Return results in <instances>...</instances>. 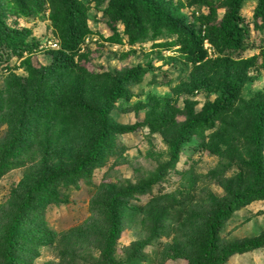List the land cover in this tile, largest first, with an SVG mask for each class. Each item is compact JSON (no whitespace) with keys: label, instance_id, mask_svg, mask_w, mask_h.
Segmentation results:
<instances>
[{"label":"trees","instance_id":"obj_1","mask_svg":"<svg viewBox=\"0 0 264 264\" xmlns=\"http://www.w3.org/2000/svg\"><path fill=\"white\" fill-rule=\"evenodd\" d=\"M8 1L9 8L18 16L29 17L34 11L33 6L26 9L24 4L21 5V0ZM95 1L107 3L104 15L114 32L109 39L111 43L121 44L123 41L118 34L119 23L129 44L143 43L161 37L162 33L176 35L180 52L193 64L192 74L202 80L189 89L193 92L203 89L215 96L212 102L205 103L199 113L192 111L189 114L176 102L178 92L184 93L183 87L172 91L170 96L160 99L150 97L152 105L143 126H148L152 134L164 136L170 156L157 177H162L166 168H173L183 145L196 137L205 139L207 132L211 133L207 142L203 143V149L218 157L224 155L221 160L224 164L229 160L228 166L238 164L243 169L235 178L227 179L223 172L226 168H222L219 162L210 173L219 181L224 177V196L214 199L209 206L197 212L187 210L192 218L188 214V218L181 223L189 240H181L169 248L172 254L168 250L165 254L170 253L169 258L181 259L186 264H224L233 255L263 248L264 232L257 237L233 242L219 241L217 232L233 212L253 202L264 201V92L249 101L240 96L241 88L247 81V67L256 64L258 59L232 58V52L245 49L248 27L239 15L245 0H218L217 3L213 0H179L175 5L168 0ZM255 1L254 28L264 33V0ZM49 3L50 26L59 49L50 51L52 59L46 66L36 68L30 61H25L23 68L28 79L24 84L14 83L11 90H7L6 97L0 100V124L7 127L6 135L0 139V157L11 155L31 160L32 166L38 167L42 173L37 180L22 182L8 202L9 210L7 206L0 210L3 213L0 220L5 221H0V264H16L18 247L30 250L28 240L25 246L18 242V230L26 221L28 211L34 207L35 199L45 191L50 181L53 182L57 176H60L57 181L66 180L78 170L94 165L96 159L102 158L110 147L113 135L135 130L136 126L113 124L110 112L125 95L126 88L140 84L144 75L149 73L141 66L124 68L115 73H97L86 69L81 62L90 53L83 51V46L92 33L86 24L85 4L82 0H50ZM184 9L191 10L193 23L186 21ZM219 10L223 11V15L218 20ZM196 25L201 26L200 30L196 29ZM29 35L28 30L20 33L6 28L0 16V61L14 58L21 49L31 51L27 41ZM205 42L213 49L214 57L208 56L203 47ZM128 56L129 53L123 57ZM259 57L257 67L264 72V49ZM185 102L184 107L194 104ZM182 115L186 120L177 123V116ZM230 131L243 136L248 143L244 154L236 150L239 162L231 150L220 149L221 139ZM59 151H63L68 159L51 166ZM40 154L41 159L38 158ZM116 194L121 196L119 191ZM109 205L112 207L111 202ZM145 208H152L150 211H153L146 213L144 208L141 210V213L145 212L147 225L152 230L149 241L152 244L157 233L160 230L167 232L168 228L163 227L166 222L163 213H155L153 201ZM199 212L209 215L201 228L193 222ZM33 214L36 215V210ZM104 226L109 231L97 233L103 243L100 245V258L94 264H117L112 252L119 231L118 223L109 214ZM129 255L134 262L141 261L140 253L138 258H135L134 251H130Z\"/></svg>","mask_w":264,"mask_h":264},{"label":"rangeland","instance_id":"obj_2","mask_svg":"<svg viewBox=\"0 0 264 264\" xmlns=\"http://www.w3.org/2000/svg\"><path fill=\"white\" fill-rule=\"evenodd\" d=\"M21 1V5L24 4L26 9L33 6L34 11L29 17L13 13L8 0H0V16L6 28L16 29L20 33L24 30L30 32L27 41L32 50L21 49L14 58L0 61V100L6 97L14 83L24 84L28 79V74L23 68L25 61H30L36 68L46 66L52 59L50 51L59 49V43L50 26V0ZM168 1L175 5L179 0ZM217 1L213 0L214 3ZM82 2L87 8L86 24L92 34L83 46V51H89V57L83 60L81 65L97 73H115L135 66L147 68L149 71L140 84L126 88L127 92L113 105L110 112L113 124L136 128L131 133L113 135V142L102 154V158H97L94 165L78 170L75 173L78 176L71 175L63 181H57L60 177L57 176L53 182H49L45 191L35 199L34 207L28 211L26 221L19 227L18 242L24 246L31 243V246L30 250H21L19 247L16 249V264L97 263L101 255L100 245L103 243L97 233L105 234L109 231V228L104 226L109 214L113 215L119 226L112 252L117 264H137L138 261L134 262L129 255L130 251H134L135 258H138L140 253L141 261L138 264H186V261L181 259L169 258V248L176 246L181 240H189L181 223L183 219L192 218L190 213L206 208L214 199L224 196V177L219 181L210 173L224 155L218 157L203 149V143L207 142L211 133L207 132L205 139L196 137L183 145L173 168H166V172L162 171V177H157L169 160L168 148L162 134H152L150 128L143 124L149 106L152 105L150 97L160 99L170 96L172 91L183 87L181 89L184 93L178 92L176 102L180 109H185V113L188 110L189 114L192 111L199 113L205 103L212 102L215 96L203 89L194 92L189 89L202 80L192 74L193 64L180 52L176 35L162 33L161 37L129 44L128 38L123 35L124 28L119 23L118 34H121L123 41L121 44L111 43L109 39L114 32L107 16L104 15L107 3L99 4L95 0ZM256 6L255 0H245L241 5L239 15L243 24L248 27L244 40L245 49L232 52L233 59H258L256 64H249L247 67V81L244 82L240 94L246 101L264 92V72L257 67L260 52L264 49V33L254 28ZM183 13L186 15V21L193 23L191 10L184 9ZM222 15L223 11L219 10L218 20ZM256 24L259 25L260 21L257 20ZM200 28V25H196V29ZM53 45L57 48H53ZM203 47L209 57L215 56L213 49L206 42ZM127 53L129 56L124 58ZM165 82L170 83L160 84ZM185 101L194 104L184 107ZM185 120L184 115L176 118L177 123ZM6 133L7 127L0 124V139ZM221 140L223 141L219 143L220 149L231 150L235 160L241 161L236 150L243 154L246 152L248 143L245 138L230 131ZM41 157L40 154L38 158ZM63 159H68L63 155V151L56 152L55 162L52 161L51 166ZM228 161L227 164L221 161V167L226 168L223 172L227 179L243 170L238 164L228 166ZM41 175L38 167L32 166L31 160L26 161L11 155L5 158L1 156L0 210L5 206L9 210L8 202L22 182L37 180ZM117 191L121 192V196L116 194ZM151 201L156 206L155 213H163L166 219L163 227L168 228V231L162 233L160 230L152 244H149L152 230L147 225L144 213L153 212L150 211L152 208H145ZM142 208L145 210L143 213ZM35 210L36 215L33 214ZM187 210H190V213H187ZM202 213L204 212H199L193 219L200 228L209 217L208 213ZM2 215L3 213H0V216ZM217 232L219 241L226 242L259 236L264 232V201L253 202L233 212ZM136 249L138 250L135 252ZM167 250L170 253L165 254ZM224 264H264V247L233 255Z\"/></svg>","mask_w":264,"mask_h":264},{"label":"built area","instance_id":"obj_3","mask_svg":"<svg viewBox=\"0 0 264 264\" xmlns=\"http://www.w3.org/2000/svg\"><path fill=\"white\" fill-rule=\"evenodd\" d=\"M55 46H56V45H53V48H56V47H57V46H56V47H55Z\"/></svg>","mask_w":264,"mask_h":264},{"label":"clouds","instance_id":"obj_4","mask_svg":"<svg viewBox=\"0 0 264 264\" xmlns=\"http://www.w3.org/2000/svg\"><path fill=\"white\" fill-rule=\"evenodd\" d=\"M57 48V47H56Z\"/></svg>","mask_w":264,"mask_h":264}]
</instances>
